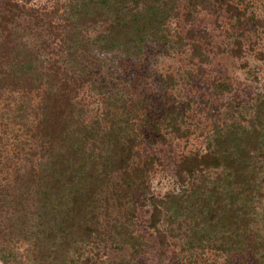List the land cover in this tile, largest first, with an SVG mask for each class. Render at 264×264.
I'll return each mask as SVG.
<instances>
[{"label": "rangeland", "instance_id": "rangeland-1", "mask_svg": "<svg viewBox=\"0 0 264 264\" xmlns=\"http://www.w3.org/2000/svg\"><path fill=\"white\" fill-rule=\"evenodd\" d=\"M74 2L23 1L32 12L15 16L9 22L10 29L17 39L22 34L23 43L29 47L37 39L50 45L36 53L34 64L42 72L48 71V60L52 59L63 68V61L73 65V59L57 43L61 36L68 43L72 33L79 32L78 38L83 41L78 50L90 61L87 74L101 89L97 91L91 83L79 89L73 101L83 110L80 118L105 122L102 118L107 111L114 121H127L139 135L134 164L144 166L145 159L152 155L157 159L143 191L130 195L121 207L113 197L107 209L100 207L101 228L109 231L103 240L96 238L93 242L81 237L77 245L70 240L65 253L51 255L46 262L43 255L51 241L45 240V221L37 217L35 203H27L31 197L25 199L28 205L24 206L17 199L29 186L35 188L33 171L46 157L43 138L36 133L40 93L33 92L31 105L22 108L29 95L11 85L3 86L0 264H252V253L264 264V130L257 124L256 129L252 127L257 121V104L261 106L264 99V0H176L174 15L162 26L160 39L146 40L141 51L130 55L94 45L87 50L83 46L86 40L90 43L110 21L91 6L89 13L96 22H78L71 9ZM75 115L74 120L79 117ZM231 124L245 127L250 132L249 140L260 132L256 141L261 151L256 155L252 152L255 189L248 204L242 250L224 251L219 247L222 233L207 223L204 228L201 225L203 230L196 227L204 212L199 200L194 202L193 212L182 209L172 224L166 218L161 221L159 226L167 235L161 244L150 226L152 198L168 193L181 195L183 186L177 175L180 159L204 153L213 136ZM196 182L205 193L216 187L225 196L240 189L233 178L225 177L222 168L197 173ZM128 214L129 230L139 236L141 245L123 235L121 222ZM194 228L198 232L193 235Z\"/></svg>", "mask_w": 264, "mask_h": 264}, {"label": "trees", "instance_id": "trees-1", "mask_svg": "<svg viewBox=\"0 0 264 264\" xmlns=\"http://www.w3.org/2000/svg\"><path fill=\"white\" fill-rule=\"evenodd\" d=\"M1 1L0 90L3 86L11 85L27 93L28 102L22 108L31 105L29 98L33 92H37V95L40 93L36 105L41 116L36 133L43 138L41 146L46 157L39 169L33 171L32 182L35 188L29 186L18 194L17 199L21 206L28 205V202L35 203L37 217L45 221V240L51 241L45 250L46 255H43L47 262L51 255L55 257L58 253H65L70 240L75 245L81 241V237L92 239L93 242L96 238L103 240L109 231L101 228L100 207L104 205L107 209L112 197L117 201L116 206L121 207L124 201L130 199V195L143 191L156 156L146 158L144 166L134 164L139 135L130 124H126L127 121H114L107 111L102 118L105 122L80 118L83 110L77 108L73 101L79 89L88 83L93 84L97 91L101 89L98 90L87 74L90 61L78 50L80 41H83L78 38L79 32L72 33L73 38H69V44L63 40V36L57 43L73 59V65L63 61V68L57 59H52L48 60V71L42 72L43 69L34 64L36 53L50 45L37 39L35 45L29 47L23 43L22 34L18 35V42L9 26L15 16L22 12H32L23 3L28 0ZM175 2L76 0L71 9L78 22H96L89 13L88 8L91 6L110 21L107 29L90 40V43L86 40L83 46L87 50L90 49L88 46L94 45L105 50L120 49L130 55L141 51L146 40L160 39L162 26L174 15ZM261 103L255 109L257 121H253V130L257 128L256 124L259 130H264V99ZM75 113L79 116L76 120L73 118ZM70 120L74 122L69 123ZM155 124L157 126L158 122ZM169 125L173 129L176 127L174 123L172 126L169 122ZM259 133H254L249 140L250 132L245 127L231 124L225 131H218L213 136L204 153L185 155L180 159L177 175L183 186L182 194L168 193L151 200L153 208L150 226L157 233L161 244L166 242L167 237L159 226L161 221L166 218L172 224L182 209L193 212L194 202L199 200L202 201L200 205L204 212L200 220L202 222L198 221L196 227L203 230V224H210V227L222 233L220 249L242 250L247 237L248 204L252 203L251 195L255 189L252 152L256 155L261 151L256 141ZM248 141L252 143L246 145ZM213 168H222L225 177L233 178L240 184V189L235 193L228 192L225 196L216 187L205 193L201 183L196 182L197 173ZM25 199H28L27 203ZM130 216L128 214L124 223L121 222L123 235L131 237L133 244L141 245L139 236L129 230ZM191 231L194 235L195 228ZM254 255L251 254L252 264H260L261 257L254 258Z\"/></svg>", "mask_w": 264, "mask_h": 264}]
</instances>
